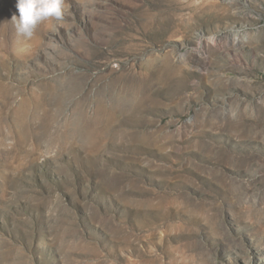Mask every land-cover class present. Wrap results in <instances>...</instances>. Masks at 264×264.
I'll list each match as a JSON object with an SVG mask.
<instances>
[{"label": "rangeland", "instance_id": "obj_1", "mask_svg": "<svg viewBox=\"0 0 264 264\" xmlns=\"http://www.w3.org/2000/svg\"><path fill=\"white\" fill-rule=\"evenodd\" d=\"M0 0V264H264V0Z\"/></svg>", "mask_w": 264, "mask_h": 264}, {"label": "clouds", "instance_id": "obj_2", "mask_svg": "<svg viewBox=\"0 0 264 264\" xmlns=\"http://www.w3.org/2000/svg\"><path fill=\"white\" fill-rule=\"evenodd\" d=\"M19 17L13 16L17 33L30 39L38 25L48 20L61 21L67 11L66 0H18Z\"/></svg>", "mask_w": 264, "mask_h": 264}]
</instances>
